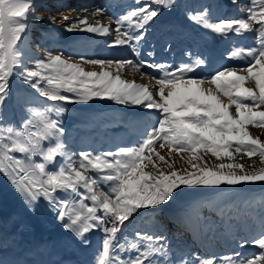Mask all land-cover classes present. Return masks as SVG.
I'll use <instances>...</instances> for the list:
<instances>
[{
  "label": "snow or ice",
  "instance_id": "snow-or-ice-1",
  "mask_svg": "<svg viewBox=\"0 0 264 264\" xmlns=\"http://www.w3.org/2000/svg\"><path fill=\"white\" fill-rule=\"evenodd\" d=\"M35 6L34 0H0V175L15 188L28 211L36 213L45 206L80 248H87L89 235L99 231L101 248L92 264H264V214L259 236L239 241L241 249L249 243L259 249L251 257L234 251L205 258L181 250L159 225L151 234L137 231L135 239L125 237L127 243L120 242L118 235L143 212L159 210L185 190L207 189L219 195L229 186L264 182V167L248 171L241 163L224 162L242 152L264 161V141L248 131L249 125L264 127V0H249L240 9L246 12V19H214L210 5L184 7L190 22L214 36L227 39L253 34L254 46H233L226 53L228 59L242 60L246 67H223L209 76L196 75L207 66L204 54L191 59L192 53L186 52L190 62L176 66L140 58L150 30L163 25L166 13L180 7L177 0H143V6L116 18V35L108 46L129 47L137 60L79 57L83 64L99 65L100 71L85 70L82 63L71 62L62 52L53 55L46 50L41 58L30 54L27 37L31 23L41 19L35 16ZM94 10L106 12L99 5ZM63 20L71 18L64 16ZM77 30L96 36L109 34L106 26L87 24V17H76L63 28ZM166 51H171V44ZM146 54L154 57L155 52ZM113 64L116 72L110 70ZM126 64L137 70L144 65L156 69L160 75L153 77L155 90L123 79L119 69ZM13 80L52 102L51 106L34 107L36 97L14 91ZM246 81L253 86H246ZM97 99L138 106L144 115L154 111L156 124L146 129L138 144L118 146L114 151H71L63 139L67 129L62 105ZM157 142L161 148L167 146L170 155L173 151L188 153L187 166L178 168L156 152ZM207 154L221 162L210 164L204 158ZM149 166L153 171H146ZM202 208L215 211L222 219H231L228 212L235 211L222 200L195 202L187 213L189 230H207ZM0 264L6 262L0 260Z\"/></svg>",
  "mask_w": 264,
  "mask_h": 264
},
{
  "label": "rangeland",
  "instance_id": "rangeland-1",
  "mask_svg": "<svg viewBox=\"0 0 264 264\" xmlns=\"http://www.w3.org/2000/svg\"><path fill=\"white\" fill-rule=\"evenodd\" d=\"M119 1L122 0H117L116 3ZM131 1L133 2L131 9L129 5L124 6L125 4H122V7L132 10V8L135 6H143V0H139V4H137V0ZM177 2L180 7L176 11L183 16H185L184 7L186 5L192 7L210 5L211 15L214 19H246V12H242L240 9L246 8V6L249 4V0H237L236 3H232L231 0H177ZM34 3L36 5L33 9L35 16L41 17V19L34 18L32 20L31 29L28 33L27 40L29 43L30 54L34 55L35 57L41 58L46 56V50L51 51L53 55L62 52L66 58H70L71 62H80L82 63V66L85 68V70L89 71H100V66L83 64V62L79 60L80 56H86L88 58L111 59L113 61L121 59L130 61L137 60V56L129 47H109L107 43H96V41H94L92 44L88 43L87 45L89 40L87 41L84 39V32H80L78 30L73 32L63 31V28L65 26H70V23L74 21L76 17L81 19L87 17V24L95 26L107 24L110 30L109 39H114L116 35V16L114 17L113 10L111 8L113 4H108V0H34ZM97 5L105 8L106 12H95L94 9ZM115 5L116 4L114 3V7ZM115 15H118V13ZM64 16L70 17L71 20L64 21ZM188 26L191 28L189 31H181V29L177 26L165 29L163 25L157 24L153 29L150 30L154 36L157 35V38L162 39V45L165 47L164 49L162 48V52L161 50L159 51L161 52L160 56L162 58H164L165 54L168 52L166 51L168 44H171L172 46L173 43H176V41L178 46H181L179 43L185 42L187 47L186 52H191L193 49L191 51L188 50L189 43L193 42L195 35L199 36L201 33L207 32L204 29L197 27L192 22H190ZM245 35L249 40V43L244 45V47L254 46L252 40L253 34L247 33ZM233 37L236 36L230 35L227 39L220 38L222 39L221 41L224 40L223 43L225 48H227L221 55L224 58L223 61L225 62L223 67H246V63L244 61L231 60L226 57V53H228L234 46V42L232 40ZM150 42L151 49L152 47L154 48L158 46L156 44L161 43L160 41L159 43L152 44L153 40L149 41L148 43ZM199 43V41L196 42V44ZM177 44L167 58L161 60L157 53V57H154L152 61L158 59V63L166 61L173 66L184 62L183 60L176 58V55H178ZM200 48L201 47L199 46L198 50H194L192 52L196 53L195 57H197V54L203 53ZM118 49H123L124 54L119 55V53L116 52ZM144 55L147 57V54L143 52L140 58L148 60L147 58L143 57ZM172 56H174L173 60L171 59ZM223 67L221 66L218 70H221ZM141 69L137 70V68L126 64L124 68L119 69V74L123 79L135 81L137 83H142L148 79V81L151 83L149 86L150 90H155V79H153V77L158 78L160 73L157 70L152 73H143ZM110 70L116 72V65L113 64ZM214 72L215 70L211 71L207 66L206 69L200 68V75L198 76H209ZM12 86L14 91L19 89L24 94H30L36 97L35 103L33 105L34 107L43 109L44 107L51 106L52 102H46L44 98L37 97L34 92L25 88L19 83V81L13 80ZM246 86H253V82L246 81ZM62 106L66 107V112L62 115V120L65 128L67 129V135L63 139L67 143L69 149L74 152L82 150L77 144V137L79 134L88 133V130L94 127H97L96 129L100 131L104 126L109 124L111 125L116 120L119 122L120 117H126V115L132 117V114H134L135 118H131V120H133L136 125L140 126L139 130L141 135L134 134L135 143L133 144H138L145 134L146 129L156 124V114L154 111L151 112L150 116L144 115L143 110H141L138 106H121L108 100L97 99L87 104L68 103L63 104ZM231 111L233 114H235L234 107L231 109ZM248 131L252 136L259 137L260 140L264 141V127L249 125ZM154 148L156 152H159L160 155L164 156L167 160H169V162L174 163L176 167L183 168L187 166L186 161L189 156L188 153L177 154L173 151L170 155L168 147L165 146L161 148L159 142L154 145ZM204 158L210 164H218L221 162L215 157H212L210 154L205 155ZM224 162L241 163L244 165L245 170L248 171L252 170V168L259 169L264 167V161H261L258 155L248 157L247 154L243 152L235 154L233 161H228L225 159ZM146 171H153V169L151 166H149L146 168ZM217 195L218 194L207 189H200L197 192H188L185 190V192L180 197L173 200L166 206H162L159 210L146 212L156 214L157 211L181 209L185 207L192 199L198 196H206L207 200H218V196H221L222 201L227 202L229 199L231 204L237 205V208L236 211L232 213L229 211L228 216L232 218H226L227 223H225V218H223L221 219V223H217V225L229 228L233 223L237 222L239 224L249 225L253 231H257L261 227L260 220L262 214H264V182L261 184L255 182L240 186H229L226 192L221 193L218 196ZM241 204H243L244 207L243 211L240 207ZM138 218L139 217L136 219ZM21 225H23V227H34V230L36 228V232L40 233L41 235L43 234V238L41 239L42 245H38L36 250L35 248L33 249V254H35L33 258L38 262L37 264H73L72 262H69L70 260L66 261L65 256L62 255L64 254L63 246H65L68 240H71V237L67 232H65L61 225L56 222L54 215L43 205L36 213L29 212L22 197L18 194L15 188L4 176L0 175V260L5 261L6 264H21V260L23 259V255L17 251V248H15L18 237L16 235H12L14 228ZM36 235L37 233H35V236ZM36 237L37 238L34 239L35 241L40 240L38 239V235ZM89 240L90 244L87 248H84V250L88 253L87 255H89L88 257L91 259L90 261H93L94 256L101 248L102 239L100 232L96 231L91 233L89 235ZM43 246H45L46 249L50 251L48 255L44 254L45 251L43 250ZM258 251L259 249L257 247L251 246L248 250L249 257L253 256L254 254H258Z\"/></svg>",
  "mask_w": 264,
  "mask_h": 264
},
{
  "label": "bare ground",
  "instance_id": "bare-ground-1",
  "mask_svg": "<svg viewBox=\"0 0 264 264\" xmlns=\"http://www.w3.org/2000/svg\"><path fill=\"white\" fill-rule=\"evenodd\" d=\"M116 2H117V0L116 1L115 0H108V4H110V3L113 4L111 8L113 10L114 17L116 16V18H118L120 16V14L121 15L125 14L126 11H128V9H125V7H122V4L123 5L125 4L124 6L129 5L130 9H131V6L133 5V2L131 0H122V1H119L118 3H116ZM114 3L116 4L115 7H114ZM119 11H121V12H119ZM117 13H118V15H115ZM189 23H190V21L185 16L180 15L179 12H177V11L172 12V13H166L165 17L163 18V27L165 29L177 26L181 29V31L182 30L189 31L191 29L188 26ZM99 26L108 27L107 24H101ZM109 36H110V30H109V34L105 35V36H96L94 34L84 33V39L87 41L89 40L87 42V45H88V43H91V44L94 43V41H96V43L104 42V43L108 44L111 41L109 39ZM156 36H154L152 33L148 36V39L144 42V44L140 48V57H141L143 52L147 53L148 51H154L155 52L154 57H157V53H158V57L161 58V60H162L164 58H167L170 55V52L174 50V47H176L177 41H176V43H173V45L171 46V51L170 52L168 51L165 54L164 58H162L160 55L162 52V48L164 49L165 47L162 45V39L157 38ZM151 40H153L152 44L159 43L160 41H161V43L156 44L158 46H156L154 48L152 47V49H151V47H150L151 42L148 43ZM174 40H175V38H174ZM194 40L192 43H189V49L188 50L191 51L193 49L191 51V53L194 50L195 51L198 50V48L200 46L201 47L200 49L203 52L202 54H204L205 58L208 60L207 66L211 71H213V70L216 71V70L220 69L221 66L223 67V64H225V62L223 61L224 58L221 55L227 49V48H225V45L223 43L224 40L221 41L222 39H220V37L214 36L210 32L201 33L199 36L195 35ZM232 40L234 42L233 43L234 46H244V45L249 43V40L247 39L246 35L233 37ZM197 41H199L200 43L196 44ZM179 44L181 46H178V44H177L178 55H176V58L181 59L184 62H190V58L185 55L186 49H187L185 42H181ZM184 44H185V46H184ZM160 50H161V52H159ZM116 52H118L119 55L124 54L123 49H118ZM109 53H111V52H109ZM195 56H196V53H192L191 59L197 58ZM121 57H123V56H121ZM121 57H120V59H121ZM143 57L147 58L148 60L149 59L152 60L154 58V57H148V56L146 57V55H144ZM171 59L173 60L174 56H172ZM153 62L158 63L159 61L157 59L155 61L153 60ZM145 67H147V66L145 65L141 69L143 71V73H148V72L152 73L156 70L153 68H149V67L145 68ZM206 67H201V68L206 69ZM196 74H197V76L200 75V68L198 69ZM141 84H145V85H149V86L151 85V83L148 81V79L146 81L142 82ZM131 118L132 117H130V116L125 117L124 123H125L126 127L118 128L116 130H110V134H109L110 136L109 135L108 136H100V137L96 138L95 140H93V143L101 151H104L105 149L115 150L118 146H130L131 137L128 136L127 131L130 129H132V130L136 129V126H134ZM82 143H85V140H82ZM178 223L180 226L171 227V229L169 230V233L167 230V234L173 238V244L178 246L181 250H191L193 252H198L205 258H212L213 256L224 257L231 252L237 251L236 246L234 244L228 245V246H223L219 239L218 240H209L206 243H202V242H200V239H199L200 231H192V230L190 231L187 225L182 226L183 224L179 220H178ZM35 230H36V228H35ZM35 230H34V227H23V225L16 227L13 230L12 235L13 236L16 235L18 237L15 248L18 249L17 251H20V252L23 251L25 254L23 256L24 259L21 260L22 261L21 264H35V263L37 264L38 263L33 258V256L35 255V254H33L34 253L33 249L35 248V250H36L38 248V245H40V244L42 245V242L40 240L35 241L34 239L37 238L36 237L37 235H38V239L39 238L42 239L43 234L41 235L40 233L36 232ZM155 230H157L156 225L155 226L146 225V224L141 223V221L138 219V220H135V223L130 228L122 231L118 235L120 237V242L127 243V241H125L124 238L127 237L128 240L135 239V233L137 231L148 232L151 234ZM175 232H177V233H175ZM35 233H37L36 236H35ZM100 236L102 239L101 233H100ZM236 236H237V234H236ZM239 237L240 236L238 235L237 238H239ZM97 245H99V244H97ZM63 248H64V254H62V255L68 256V259L71 260L70 262H73V264H78V262H88V264H92V261H90L91 259L88 257L89 255H87L88 253L84 250V248H80V247L76 246L74 243L71 242V240H68L67 243L65 244V246H63ZM43 250L45 251L44 254L48 255L50 253V251L47 250L45 246H43ZM36 256H37V254H36Z\"/></svg>",
  "mask_w": 264,
  "mask_h": 264
},
{
  "label": "trees",
  "instance_id": "trees-1",
  "mask_svg": "<svg viewBox=\"0 0 264 264\" xmlns=\"http://www.w3.org/2000/svg\"><path fill=\"white\" fill-rule=\"evenodd\" d=\"M258 183H260V184H261V183H263V182H258Z\"/></svg>",
  "mask_w": 264,
  "mask_h": 264
}]
</instances>
